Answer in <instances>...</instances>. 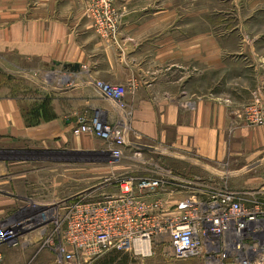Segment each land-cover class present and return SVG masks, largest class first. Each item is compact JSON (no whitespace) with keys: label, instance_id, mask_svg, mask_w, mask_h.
Masks as SVG:
<instances>
[{"label":"crops","instance_id":"obj_1","mask_svg":"<svg viewBox=\"0 0 264 264\" xmlns=\"http://www.w3.org/2000/svg\"><path fill=\"white\" fill-rule=\"evenodd\" d=\"M157 3L158 0H115L119 22L110 39L98 32L87 11V0H0V78L7 69L32 73L58 68L56 72H62L64 64L86 66L87 71L80 75H88L94 81L110 80L127 86V101L134 104L132 126L135 130L125 149L134 150L132 158L139 149L146 154L154 152L153 148H161L178 153L172 155L178 159L203 167L208 163L206 158H213L217 153L216 127L221 122L227 127L233 112L225 109L223 121L218 123L214 119L217 107L214 108L216 103L209 99L208 87V28L200 27L195 39L182 34L177 27L169 28L168 33L160 37L162 26L166 25L162 24ZM176 12L169 10L170 17ZM161 44L167 49L169 75H146L141 60L146 50ZM192 63L196 65L194 70ZM89 80L92 82L88 83L95 86L94 81ZM41 88L49 89L43 85ZM52 90L56 97L48 105L47 93L43 91L39 95L24 96L11 93L8 86L1 87L0 84L2 222L8 220L13 209L25 206L36 185L48 189L45 182L64 162L65 150L74 154L87 143L96 145V139L90 138L89 133L80 138L73 135V127L80 118L77 113L82 104L80 87ZM94 92L103 97L108 106L96 107L94 99L90 108H101L108 115L111 112L118 115L119 109L113 100L97 87ZM89 96L92 99V95ZM49 107L55 113L54 118L42 117L31 122L29 117L35 109L48 111ZM252 142L264 144V136L254 138ZM112 168L121 172L133 170L131 165L122 162ZM193 178L207 180L198 176ZM41 231L23 226L19 244L3 246L4 263L56 264L55 255L41 248ZM107 254L113 257L112 261L120 258L125 262L128 256L141 260L150 258L155 255V249L149 257L119 251Z\"/></svg>","mask_w":264,"mask_h":264},{"label":"rangeland","instance_id":"obj_2","mask_svg":"<svg viewBox=\"0 0 264 264\" xmlns=\"http://www.w3.org/2000/svg\"><path fill=\"white\" fill-rule=\"evenodd\" d=\"M90 2L91 0H87V11L91 15ZM156 6L162 15V24L166 25L162 26L163 32L161 31L160 37L167 34L169 28L177 27L182 30V34L195 39L200 27L208 28V87L209 99L216 103L214 108L217 107L214 119L218 120V123L223 121L225 109L232 110L233 116L227 127H224L222 122L216 127L217 153L213 158L202 157L198 152H193L196 156L206 158L208 163L203 164V167L178 159L172 156L178 153L161 148H153L154 152L144 153L141 158H132L134 150L124 149L123 158L119 163L131 165L133 170L136 169L133 175L138 177L148 176L150 175L148 170L159 167L172 169L177 174L187 177L198 176L213 183H227L230 187L263 186L264 144L252 141L254 138L260 139L264 136V0H158ZM169 10L177 12L170 17ZM114 17L118 25L117 13ZM115 32L116 30L109 36L110 39ZM163 47L162 44L155 45L146 50L141 60L146 75H169L170 61L167 58V49ZM195 66L192 63L193 70ZM57 70L58 68L56 70L45 68L30 73L7 69L2 72L0 84L1 87L8 86L11 93L24 96L39 95L43 91L47 93L45 96H48V105L56 97L53 88L79 86L82 93L81 111L77 112L79 120H89L100 112L114 127L125 131V139L128 141L135 129L132 126L134 104L127 101V93L123 97L124 106L121 105L123 110H119L118 115H114L113 112L112 115H108L101 108L89 107L94 99L97 101L96 107L108 106V102L94 92V88L97 87L95 82L126 85L103 79L94 81L88 75H80L85 74L86 66L77 72L64 69L62 72H56ZM89 79L94 81V88L88 83ZM85 84L88 86H84ZM42 85L49 89H42ZM89 95H92V99ZM49 108L48 111L35 109L29 119L32 123L42 117L51 120L55 113L51 111V107ZM84 134L73 132L76 138ZM89 137L96 139V145L87 143L74 154L65 150L62 155L64 162L60 163L61 166L56 169L55 175H49L48 177L52 178L45 182L49 186L48 189L36 185L38 188L30 192L31 199L25 206L19 210L13 209L8 220L0 221V224L12 221L21 227L40 228L42 236L51 235L56 231L55 221L59 216L60 202L72 200L79 193L86 191L89 196L93 194L94 197L104 192L116 191L115 185L106 183V179L113 174L116 176L121 174V171L112 168L119 164L113 162L116 160L109 154L113 146L94 135L90 134ZM142 159L145 163H141ZM206 173L208 175H205ZM42 185L44 186V183ZM99 187L100 191L95 190ZM154 246L155 255L144 260L128 256V261L125 262L120 258L112 261L113 257L106 254L89 264H207L206 259L201 257L186 260L172 257L167 234L160 235ZM42 249L50 250L46 247Z\"/></svg>","mask_w":264,"mask_h":264},{"label":"built area","instance_id":"obj_3","mask_svg":"<svg viewBox=\"0 0 264 264\" xmlns=\"http://www.w3.org/2000/svg\"><path fill=\"white\" fill-rule=\"evenodd\" d=\"M113 1L91 0L89 6L98 32L107 37L117 26ZM95 84L123 110L126 86ZM73 132L107 141L117 164L129 144L125 131L100 112L79 120ZM142 154L139 149L134 158ZM135 171L107 178V184L117 187L114 192L94 197L86 191L60 202L55 233L40 239L41 248L55 253L56 264H87L112 251L149 257L163 234L169 235L172 257L178 260L264 264V185L238 189L172 169H150L144 177L133 175ZM22 235L18 223L0 224V264H5L3 246L18 245Z\"/></svg>","mask_w":264,"mask_h":264},{"label":"water","instance_id":"obj_4","mask_svg":"<svg viewBox=\"0 0 264 264\" xmlns=\"http://www.w3.org/2000/svg\"><path fill=\"white\" fill-rule=\"evenodd\" d=\"M63 69L66 71V70H69L71 72H77L81 69V66L80 64L76 63V64H64L63 65Z\"/></svg>","mask_w":264,"mask_h":264},{"label":"bare ground","instance_id":"obj_5","mask_svg":"<svg viewBox=\"0 0 264 264\" xmlns=\"http://www.w3.org/2000/svg\"><path fill=\"white\" fill-rule=\"evenodd\" d=\"M119 110H121L120 108H118Z\"/></svg>","mask_w":264,"mask_h":264},{"label":"trees","instance_id":"obj_6","mask_svg":"<svg viewBox=\"0 0 264 264\" xmlns=\"http://www.w3.org/2000/svg\"><path fill=\"white\" fill-rule=\"evenodd\" d=\"M113 259V258H112Z\"/></svg>","mask_w":264,"mask_h":264}]
</instances>
